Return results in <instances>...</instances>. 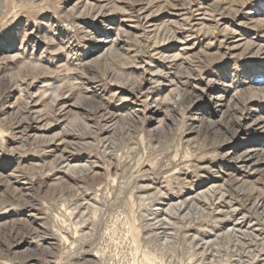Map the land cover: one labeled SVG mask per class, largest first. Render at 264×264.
Masks as SVG:
<instances>
[{
	"label": "rangeland",
	"instance_id": "rangeland-1",
	"mask_svg": "<svg viewBox=\"0 0 264 264\" xmlns=\"http://www.w3.org/2000/svg\"><path fill=\"white\" fill-rule=\"evenodd\" d=\"M32 99L51 128L22 134ZM11 172L0 264H264V0H0Z\"/></svg>",
	"mask_w": 264,
	"mask_h": 264
},
{
	"label": "bare ground",
	"instance_id": "bare-ground-1",
	"mask_svg": "<svg viewBox=\"0 0 264 264\" xmlns=\"http://www.w3.org/2000/svg\"><path fill=\"white\" fill-rule=\"evenodd\" d=\"M259 49V48H258ZM28 66V65H27ZM35 80V79H34ZM16 84V83H15ZM14 84V85H15ZM17 86H15V88H16ZM147 93H148V91H147ZM44 94V93H43ZM46 94V93H45ZM182 94V93H181ZM36 96V95H35ZM179 96V95H178ZM33 97H34V95H33ZM221 98H222V95H219L216 99H215V103H216V106H218V107H222V105H223V103H222V100H221ZM40 99V98H39ZM183 99V94L180 96V97H178L177 98V101H179V100H182ZM163 101H166V99H162ZM34 102V99H32L31 100V103L28 105V106H25V110L27 111V112H30V113H32V115H29V116H24V117H21L20 118V120L18 121V123H17V127L16 128H19V131H20V133H22V134H24L23 132L24 131H30V132H34V134H36V133H44V131L45 130H47V129H49V128H51V123H44V124H42V125H39V123H41V122H43V120H46V119H48L47 117V115H45V113H44V110H41V109H32L31 111H29L28 109H29V107H31V106H38V100L35 102V103H33ZM177 101H175L176 103H174L173 101H170L169 102V105L171 104V108H174V109H176V107H178L179 106V102H177ZM166 104V103H165ZM64 106H65V103L63 104ZM75 105V104H74ZM66 106H67V103H66ZM66 106L65 107H63V108H61L62 110V112L61 113H63V114H67L68 112H70V110H68V111H66ZM153 109H152V111H154V113L155 114H158V117L155 119V118H153V122H154V124H155V126H153L152 128H151V130H158L160 127H163L164 128V126H166L165 125V121L167 120V119H172L173 117H172V114H170V111H171V109H170V107L168 108V109H170V110H168V109H164L160 104L159 105H152L151 106ZM231 106H229L228 108H227V105H226V108L227 109H229ZM70 108V107H69ZM68 109V108H67ZM226 109V110H227ZM230 110V109H229ZM135 111V110H134ZM57 114H59V113H57ZM61 115V114H60ZM136 116V115H135ZM135 116H130V118H132V120H135ZM64 118V117H63ZM111 118V117H110ZM58 122H59V120H58ZM60 122H63V120H61ZM58 124V123H57ZM22 127V128H21ZM167 127V126H166ZM21 128V129H20ZM36 130H38L37 132H36ZM155 131V132H156ZM55 136H57L58 137V139L59 140H61V139H64L65 137H66V133H64V134H62V133H58V134H56ZM54 136V137H55ZM53 137V138H54ZM66 139V138H65ZM52 140V139H51ZM63 141V140H62ZM67 144V143H66ZM65 144V145H66ZM256 155V154H255ZM239 156V155H238ZM247 158H246V161H248V160H252L253 158H254V156L253 155H249V154H246L245 155ZM241 159V158H240ZM243 159H245V158H243ZM68 160V159H67ZM245 161V162H246ZM64 162H67V161H64ZM80 162V161H79ZM240 162H244L243 160L242 161H240ZM70 165V164H69ZM68 164L66 165V167H69V169H72V167L71 166H69ZM63 166V165H62ZM65 166V165H64ZM82 167H84V166H82ZM1 176H3L1 173H0V178H1ZM22 176V175H21ZM20 175H18V174H15L14 172H11V173H9V175H5L4 177H2V178H4V179H6V181L4 182V184L6 185V189L8 190V192H6V193H1L0 192V208H2V207H5L6 208V206H8L9 204H10V197L8 196L7 197V193H10L11 194V197H15V198H17V199H21L22 198V201H24V202H27V204H28V201L25 199V197L28 195V194H22V195H20V197L18 196V191L16 190V188L17 187H19V188H21V190H25L26 192H27V190H28V185L29 184H31L30 183V181L29 180H27V179H25V177H21ZM24 179V180H23ZM1 180V179H0ZM224 182V181H223ZM2 183V182H1ZM3 184V183H2ZM15 185H17V187L15 186ZM159 185V184H158ZM222 185H224V184H222ZM217 188H219V186L217 185V186H211V188H209L208 190H207V193H212V191L213 190H216ZM31 189V188H30ZM221 189V188H220ZM140 190V189H139ZM19 191H20V189H19ZM243 191V190H242ZM5 192V191H4ZM20 193H22L21 191H20ZM19 193V194H20ZM204 195H206L207 196V194L205 193ZM16 196H18V197H16ZM221 197V196H220ZM225 197V196H224ZM206 199V198H205ZM220 201H221V199H220ZM184 202L182 201L180 204H183ZM260 203H261V200H259L258 201V205H260ZM11 204H12V202H11ZM25 204V203H24ZM217 204V203H216ZM257 204V203H256ZM261 204H263V203H261ZM170 205V204H169ZM181 208V207H180ZM8 209V208H7ZM96 210V209H95ZM32 215V214H31ZM34 216V215H33ZM31 217V216H30ZM35 219H33V221H27L28 222V224H30V226L32 225V223H34L35 221H34ZM38 223V222H37ZM36 222H35V224L37 225L36 227H32V228H34L33 230H31L30 232H31V235H34L33 236V238L34 239H39V241H44V242H46V241H48V236H47V234L45 233L46 231H45V229H42V227L40 226V225H38ZM27 238H32V237H30V236H26V235H24V238H23V240L25 239H27ZM23 240H21V241H19V242H17V243H14L13 245H11L10 246V251H11V253H16L17 251H18V249L17 248H20V246L23 244ZM38 241V242H39ZM25 243H28L27 241H25ZM54 243H48L47 244V247H44V249L45 250H47V251H50L51 249H53L54 250V245H53ZM35 258V257H34ZM29 263V262H28ZM31 263V262H30Z\"/></svg>",
	"mask_w": 264,
	"mask_h": 264
}]
</instances>
